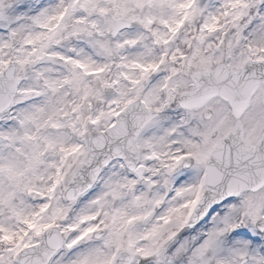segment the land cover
<instances>
[{"label": "snow or ice", "instance_id": "obj_1", "mask_svg": "<svg viewBox=\"0 0 264 264\" xmlns=\"http://www.w3.org/2000/svg\"><path fill=\"white\" fill-rule=\"evenodd\" d=\"M0 264H264V0H0Z\"/></svg>", "mask_w": 264, "mask_h": 264}]
</instances>
